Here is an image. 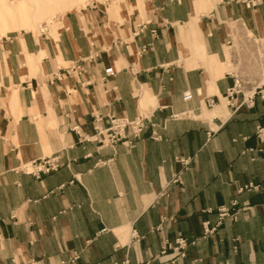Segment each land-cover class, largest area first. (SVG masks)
I'll list each match as a JSON object with an SVG mask.
<instances>
[{"label": "crops", "instance_id": "0c3cea01", "mask_svg": "<svg viewBox=\"0 0 264 264\" xmlns=\"http://www.w3.org/2000/svg\"><path fill=\"white\" fill-rule=\"evenodd\" d=\"M57 24L0 36V264H163L178 237L171 264H264V99L229 95L264 82V0H88ZM111 116L146 120L133 147L80 142Z\"/></svg>", "mask_w": 264, "mask_h": 264}, {"label": "built area", "instance_id": "2783aa9c", "mask_svg": "<svg viewBox=\"0 0 264 264\" xmlns=\"http://www.w3.org/2000/svg\"><path fill=\"white\" fill-rule=\"evenodd\" d=\"M144 28V25H142ZM155 34L156 31L153 30ZM106 76L114 75V70L112 68H107ZM238 86L237 89H230L229 95H234L238 98L239 94H241V102L238 106L253 105L255 95H259L262 99H264V82L259 84L251 94H246L241 90V84H239V80L237 81ZM192 98V94L190 92H186L184 94V99L189 100ZM209 105H213L215 103L214 99L209 98L207 100ZM146 127V120L144 118H136V119H128L125 117L111 116L110 117V125L108 127H101L98 124L94 125L93 133L91 134H82L80 135V142H95L99 146L104 147H116L118 144H124L127 147H133L136 142L141 137L143 130ZM74 130L79 133L78 127H74ZM256 135L260 139V141L264 142V127L259 126L256 130ZM183 164L188 165L190 163V158H181L179 159ZM63 165L62 154L56 153L52 155H48L46 157H42L35 161L27 162L23 165V171L28 172L36 177H41L43 174L51 173L53 171H57ZM239 208H237V202H233L232 206H220L217 209L219 215L218 225L222 223V221L229 217L232 219H237ZM216 227H209V222H205L203 224L205 235H209L216 230ZM189 245V241L184 237H178L174 242L165 241L163 246L161 247V254H166L169 250L174 253V257L163 264H171L175 262L177 259L186 256V248ZM78 257L77 252L73 256V260ZM30 264H40L38 260L31 261ZM114 264H129L128 260L117 261Z\"/></svg>", "mask_w": 264, "mask_h": 264}, {"label": "rangeland", "instance_id": "374dc122", "mask_svg": "<svg viewBox=\"0 0 264 264\" xmlns=\"http://www.w3.org/2000/svg\"><path fill=\"white\" fill-rule=\"evenodd\" d=\"M27 7L29 8L32 19L37 22V27L34 30H31L36 33H41L47 31V29H55L57 20L60 17H65V14L68 10L78 8L80 6H85L88 0H23ZM71 7V5H73ZM11 14H5V22L1 19L0 15V36L5 35L7 31V21L10 20ZM31 28V29H32ZM24 31V30H19ZM7 34V33H6ZM246 49L252 53L253 49L246 47ZM261 56V52L259 53ZM254 55V54H253ZM264 81V73L262 79ZM249 94L248 90H245Z\"/></svg>", "mask_w": 264, "mask_h": 264}, {"label": "bare ground", "instance_id": "6f19581e", "mask_svg": "<svg viewBox=\"0 0 264 264\" xmlns=\"http://www.w3.org/2000/svg\"><path fill=\"white\" fill-rule=\"evenodd\" d=\"M15 1V0H14ZM71 5V7H73ZM11 14L10 20L7 21V30L10 29H31L32 27L37 26V22L32 19L29 8L23 0L18 1L17 3L10 4H1L0 5V15L1 19L5 22V14Z\"/></svg>", "mask_w": 264, "mask_h": 264}]
</instances>
